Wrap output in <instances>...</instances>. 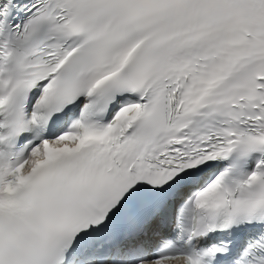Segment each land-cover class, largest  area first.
Segmentation results:
<instances>
[{"label":"snow or ice","instance_id":"1","mask_svg":"<svg viewBox=\"0 0 264 264\" xmlns=\"http://www.w3.org/2000/svg\"><path fill=\"white\" fill-rule=\"evenodd\" d=\"M0 264H264V0H0Z\"/></svg>","mask_w":264,"mask_h":264}]
</instances>
